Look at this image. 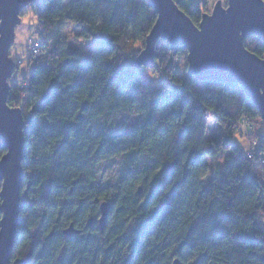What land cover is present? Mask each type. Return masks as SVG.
Listing matches in <instances>:
<instances>
[{"label":"trees","instance_id":"obj_1","mask_svg":"<svg viewBox=\"0 0 264 264\" xmlns=\"http://www.w3.org/2000/svg\"><path fill=\"white\" fill-rule=\"evenodd\" d=\"M175 1L195 24L209 6L196 0L188 11ZM30 6L54 42L48 54L30 59L29 77L9 80L8 104L23 109L26 136L14 258L28 264H172L176 257L181 264H264V222L258 220L264 163L233 143L245 116L260 132L264 120L241 85L195 79L188 67L182 73L176 60L188 50L175 52L164 38L153 64L141 65L158 17L149 0H33ZM68 23L92 43L90 52L62 39ZM245 44L264 57L259 38ZM146 68L169 85L149 81ZM123 112L134 118L122 130L112 116ZM212 120L222 131L208 138ZM260 138L263 154L264 131ZM5 152L0 147V158ZM224 152L225 169L218 164L210 173L206 158ZM113 159L121 173L103 183L98 165ZM104 200L113 206L102 232L97 219ZM72 222L80 231L67 237L63 229Z\"/></svg>","mask_w":264,"mask_h":264},{"label":"water","instance_id":"obj_2","mask_svg":"<svg viewBox=\"0 0 264 264\" xmlns=\"http://www.w3.org/2000/svg\"><path fill=\"white\" fill-rule=\"evenodd\" d=\"M32 1L0 0V147L6 148L0 158V264H28L13 254L25 181V120L23 109L8 104V95L9 80L16 68L10 49L16 39V27L22 22L21 12ZM149 1L158 17L146 36L138 58L140 64H153L160 39H166L175 52L184 47L188 50V71L195 79L239 83L264 120V57L245 44L252 35L264 43V0H227L226 5L217 0L198 24L175 0ZM99 206L97 223L104 232L113 205L104 200ZM94 222L95 218H90L88 225ZM63 230L67 237L80 231L74 222ZM172 264H181V259L176 257Z\"/></svg>","mask_w":264,"mask_h":264},{"label":"rangeland","instance_id":"obj_3","mask_svg":"<svg viewBox=\"0 0 264 264\" xmlns=\"http://www.w3.org/2000/svg\"><path fill=\"white\" fill-rule=\"evenodd\" d=\"M178 2H181L185 4L188 11L193 10L196 4V0H177ZM201 3H208L209 6H207V12H210L214 5L217 3V0H197ZM223 2V5H226L227 0H221ZM25 15L21 17V23L18 24L16 27V39L14 41V44L12 45L10 49L11 58L13 59L14 63L19 65V69L14 71L13 76L15 77H29V73L31 70V55L29 48V40L31 36H37L39 32V21L36 18V15L32 9V7L29 5L27 8ZM62 30V39L67 41L69 45L74 46L75 44H78L81 46L83 51L90 52L92 43L89 41L81 40L78 38L77 34L79 32V29L73 25V24H64L61 28ZM142 43H138L137 47L142 48ZM177 68L182 72L186 73V69L188 67V61L187 58H178L176 60ZM146 71V78L149 81H153L157 86L166 87L169 85V82L164 78V76L160 73H156L155 70H150L148 68L145 69ZM115 120L114 126L119 129H126L129 128L130 124L132 123V119L134 118L133 115H128V113L123 112L122 114H115L112 116ZM94 131L97 130L96 126L92 128ZM222 131V127L215 123L213 120L211 121L210 127L207 131L208 138H212L215 136L220 135ZM263 129H261V132L257 130V125L254 128L255 135L257 137L261 136ZM248 139L244 138L240 133H237L233 139V143H238L241 145V147L246 150L249 147ZM227 153L224 152L223 154L217 156V157H207V162L209 164L210 173H213L215 171L216 165L220 164L222 167V170L225 169V164L227 161ZM264 154V150H263ZM98 173L101 176V180L103 183L106 182H113L114 179H116L120 175L119 170V162L117 160H103L102 163L98 165ZM258 220L264 222V211L261 212L258 215Z\"/></svg>","mask_w":264,"mask_h":264},{"label":"built area","instance_id":"obj_4","mask_svg":"<svg viewBox=\"0 0 264 264\" xmlns=\"http://www.w3.org/2000/svg\"><path fill=\"white\" fill-rule=\"evenodd\" d=\"M37 17V16H36ZM39 37L31 36L30 37V52L32 53V61L36 60L42 55L48 54V51L53 44V38H49L45 36V32L42 29H39L38 32ZM255 124L250 120V117L245 116L239 123L237 127V133H240L244 138H247L249 147L246 149V154L249 158H258L262 163H264L263 154L261 151V138L260 136L255 135L254 132Z\"/></svg>","mask_w":264,"mask_h":264}]
</instances>
